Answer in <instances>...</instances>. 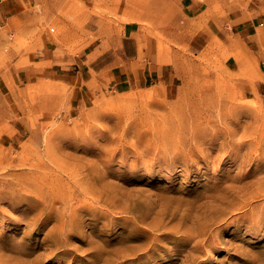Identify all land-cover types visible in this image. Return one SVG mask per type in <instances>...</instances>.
<instances>
[{"label":"rangeland","instance_id":"374dc122","mask_svg":"<svg viewBox=\"0 0 264 264\" xmlns=\"http://www.w3.org/2000/svg\"><path fill=\"white\" fill-rule=\"evenodd\" d=\"M100 1L87 0V37L133 17ZM207 3L220 19L235 6L264 14V0ZM225 44L185 51L169 93L117 89L96 71L69 100L52 78H10L0 264H264V52L255 75Z\"/></svg>","mask_w":264,"mask_h":264},{"label":"crops","instance_id":"0c3cea01","mask_svg":"<svg viewBox=\"0 0 264 264\" xmlns=\"http://www.w3.org/2000/svg\"><path fill=\"white\" fill-rule=\"evenodd\" d=\"M126 1V5L123 0H112V5L100 1L103 14L133 17L123 23L105 20L103 28L111 33L91 38V34L87 37L91 29L87 12L92 9L87 8V0H0V93L9 92L10 78H52L55 85L71 88L70 100L74 93L78 97L87 92V77L96 71L117 89L169 93L180 85V57L185 51L197 54L206 45L223 41L234 58L244 56L253 63L264 52V14L235 6L231 17L220 19L207 0ZM49 10L51 17L45 16ZM49 23L67 33L54 34ZM108 60L110 64H103ZM258 74L255 88L256 83L264 85L261 69Z\"/></svg>","mask_w":264,"mask_h":264}]
</instances>
